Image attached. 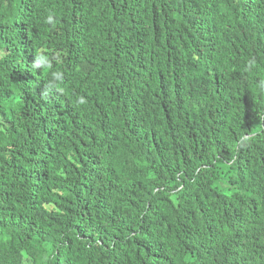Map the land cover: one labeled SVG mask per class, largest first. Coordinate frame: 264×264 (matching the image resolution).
Here are the masks:
<instances>
[{
	"label": "trees",
	"instance_id": "16d2710c",
	"mask_svg": "<svg viewBox=\"0 0 264 264\" xmlns=\"http://www.w3.org/2000/svg\"><path fill=\"white\" fill-rule=\"evenodd\" d=\"M0 264H264V0H0Z\"/></svg>",
	"mask_w": 264,
	"mask_h": 264
}]
</instances>
